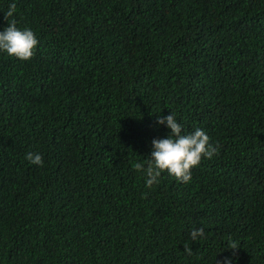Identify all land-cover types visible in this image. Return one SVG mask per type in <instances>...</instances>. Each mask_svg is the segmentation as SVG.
<instances>
[{"label":"trees","instance_id":"16d2710c","mask_svg":"<svg viewBox=\"0 0 264 264\" xmlns=\"http://www.w3.org/2000/svg\"><path fill=\"white\" fill-rule=\"evenodd\" d=\"M13 3L38 45L0 54V264H264V0ZM171 113L219 152L147 188Z\"/></svg>","mask_w":264,"mask_h":264},{"label":"clouds","instance_id":"9594fccd","mask_svg":"<svg viewBox=\"0 0 264 264\" xmlns=\"http://www.w3.org/2000/svg\"><path fill=\"white\" fill-rule=\"evenodd\" d=\"M15 12L16 5L13 3L9 6L5 19L0 20V54L3 55V52L22 62L29 61L35 54L38 40L31 29L17 27V21L13 18ZM157 124L166 125L171 130L170 135L166 139H154L150 158L146 159V163L137 162L133 166L144 177L147 188L158 184L165 172L176 181L187 184L192 179V169L200 165L202 158L211 160L218 155V145L210 143V137L204 130L196 128L192 133H185L173 113L167 117H158ZM25 159L32 165H43V157L39 153L29 152ZM204 236L203 228L190 232L192 242ZM183 247L188 256L193 254L189 243L186 242ZM239 248L238 243L229 238L227 250L235 255ZM223 264H233L232 259L226 258Z\"/></svg>","mask_w":264,"mask_h":264}]
</instances>
